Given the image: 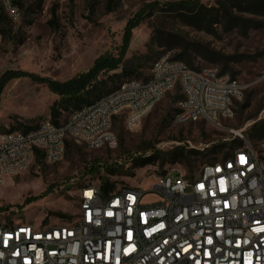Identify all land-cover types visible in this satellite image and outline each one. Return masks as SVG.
I'll return each instance as SVG.
<instances>
[{"label":"built area","instance_id":"2783aa9c","mask_svg":"<svg viewBox=\"0 0 264 264\" xmlns=\"http://www.w3.org/2000/svg\"><path fill=\"white\" fill-rule=\"evenodd\" d=\"M0 6L11 20L20 17L14 0ZM177 86L183 95L178 122L220 127L246 89L216 66L194 69L160 56L149 79L124 80L60 125L43 121L27 132L0 134V185L26 170L37 152L46 164L58 162L70 139L115 148L117 115L125 113L133 128ZM236 138L242 145L194 177L169 172L148 190L121 186L108 193L99 182H86L72 220H0V264H264V138L252 142L245 129L228 141ZM148 195L156 199L145 203Z\"/></svg>","mask_w":264,"mask_h":264},{"label":"rangeland","instance_id":"374dc122","mask_svg":"<svg viewBox=\"0 0 264 264\" xmlns=\"http://www.w3.org/2000/svg\"><path fill=\"white\" fill-rule=\"evenodd\" d=\"M18 1L20 17L0 23V87L7 73L24 75L3 86L0 134L14 126L24 130L19 124L36 127L51 121V108L61 97L50 89L47 80L66 82L89 71L100 57H119L127 26L139 15L141 22L130 32L119 68L100 78L120 74L118 84L129 78L147 80L153 62L160 56L174 58L182 46H205L220 53L221 60L208 62L193 52L191 68L216 66L223 72L228 65L227 73L246 89L234 102L233 117L221 120L222 127L203 120L178 122L176 110L182 93L177 86L133 128L127 126L126 114L119 113L113 127L118 138L115 148H89L70 139L71 149L58 162L41 164L34 160L26 170L5 178L0 185V220H29L43 225L72 220L79 206L77 190L83 182L101 183L105 178L116 189L141 186L148 190L155 177L169 172L194 177L205 164L231 151L227 145L218 154L194 157L192 164L171 163L170 153L177 146L207 152L212 146L228 143L241 129L252 142L259 138L251 139V132L264 136V28L257 27L243 36L237 30L226 33L216 25L217 33L209 34L161 11L168 3L199 1L211 7L216 0H45L42 9L36 0ZM169 46L178 48L170 50ZM124 70L133 75L122 76ZM114 84L108 82L109 86ZM69 116L64 112L61 123ZM151 155L157 157L156 163L135 167L134 160ZM112 169L116 170L114 175L109 174ZM155 199L148 195L144 202Z\"/></svg>","mask_w":264,"mask_h":264},{"label":"trees","instance_id":"16d2710c","mask_svg":"<svg viewBox=\"0 0 264 264\" xmlns=\"http://www.w3.org/2000/svg\"><path fill=\"white\" fill-rule=\"evenodd\" d=\"M14 2L18 6L20 5L18 0H14ZM36 2L37 7L42 9L45 0H36ZM55 8L56 7L53 8L54 15ZM161 11L173 15L187 26L205 31L209 34L217 33L216 25H221L223 27V31L226 33L237 30L243 36H247L251 30L256 29L257 27L264 28V21L258 20L264 18V0H216L215 5L211 7L204 5L199 1H182L178 3L165 4ZM246 15L250 17H247ZM139 17L129 22L127 26L125 45L119 57H100L89 71L79 74L77 77L66 82L47 80L50 89L61 97V100L51 108V121L54 124H62L60 118L63 116L64 112H69L71 115L74 111L80 110L110 93L121 84H118L119 80H117V78L121 77L120 74L110 75L105 79L100 78V76L119 68L125 56L130 32L141 22ZM8 20H10V18H8L4 9L0 6V23L5 24ZM174 48L178 47L169 46L170 50ZM181 50L182 51L172 59L182 61L190 67H194V59L192 58L193 52H196L199 57L208 62H219V60H221L218 58L221 57L220 53L212 51L205 46H201L199 49H191L190 47L182 46ZM228 69L229 67L226 65L223 72L227 73ZM122 73V76L133 75V72L126 73L125 70ZM19 75L24 74H18V72L7 73L1 81V84L4 86L7 81ZM108 82H114V87L109 86ZM3 86L0 87V95L2 93ZM182 99L183 95L180 97L179 102ZM178 111L179 109L176 110V114ZM19 125L24 129L23 131L26 132L37 127L24 126L22 124ZM17 129L18 128L14 126L6 132L15 131ZM261 130V135H264V127H262ZM249 137L251 139L264 138V136H260L256 132H251ZM228 143H221L212 146L207 152H204L205 150L202 152L197 149H188L187 146H177L170 153V161L171 163L184 161L188 164H192L194 161L193 158L199 155H215L223 150L227 145H230L231 149L235 146L242 145V141L237 138L229 141ZM72 145L73 143L70 140L67 141L65 152L70 150ZM228 154L229 152H227L225 156ZM35 161L37 163L45 164L43 156L40 152L36 153ZM134 161L135 167L139 168L156 163L157 157L152 155L144 156ZM115 173L116 170H109L110 175H114ZM85 183L86 182L79 184V188H81ZM100 184L104 193H108L109 191L115 189V184L110 182L108 179L102 178Z\"/></svg>","mask_w":264,"mask_h":264}]
</instances>
